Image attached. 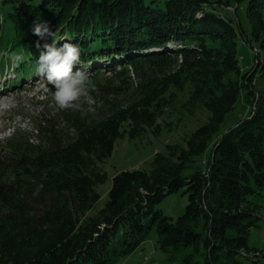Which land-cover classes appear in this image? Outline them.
<instances>
[{"label": "trees", "instance_id": "trees-1", "mask_svg": "<svg viewBox=\"0 0 264 264\" xmlns=\"http://www.w3.org/2000/svg\"><path fill=\"white\" fill-rule=\"evenodd\" d=\"M244 1L246 24L222 11L232 8L229 0L21 2L11 16L15 36L25 34L11 50L36 45L33 26L47 22L55 39L64 38L56 47H80L74 71H94V105L42 110L31 133L15 130L0 140V264H118L153 230L170 260L190 248L185 264L260 263L264 254L249 241L263 217L255 199L264 195V98L255 82L258 63L264 67V0L239 6ZM241 41L253 50V70L242 68ZM39 55L10 68L16 78L7 89L42 80ZM186 89L192 108L210 111L208 122L185 146L157 152L151 168L115 175L95 212L116 142L160 134L166 109ZM244 91L256 111L216 141L201 167L197 159ZM183 187L188 205L175 219L157 205Z\"/></svg>", "mask_w": 264, "mask_h": 264}, {"label": "rangeland", "instance_id": "rangeland-1", "mask_svg": "<svg viewBox=\"0 0 264 264\" xmlns=\"http://www.w3.org/2000/svg\"><path fill=\"white\" fill-rule=\"evenodd\" d=\"M23 1L25 0H0V36L3 37V45L0 48V102L5 105L4 107H0V140L10 137L15 130H26L31 133L33 119L42 110L58 108L49 90L51 86L47 84L44 78L37 81L31 80L27 84H22V86L17 87V92H15V89H7L6 86L16 78V71L10 70L14 65L9 58L10 54L13 52L22 54L25 59L26 57L35 55L37 50L36 45L29 43H25L20 48L11 50L13 42L19 38H23L25 34V31L19 29V36H15L16 26L11 16ZM209 1L217 2L219 0ZM229 2L232 8L227 7L228 11L225 9H222V11L230 13L237 21L240 20L243 24H246L247 1L240 2V6L238 0H229ZM235 10H237V14ZM62 38L55 40L61 41L64 39ZM43 43L52 44V40L48 39L47 41H43ZM57 44L58 42L55 46ZM239 50L240 55L243 57L241 60L242 68L246 71L253 70L257 65L253 50L243 41L239 43ZM5 53L9 55H5ZM261 58L264 63V49H262ZM84 71L89 74L94 72H89V70ZM110 75L109 71L104 72V77ZM38 78L41 77L39 76ZM255 88L258 91V96L261 95L264 98V67L260 63L256 67ZM189 100V89L176 93L173 103L168 106L165 116L160 120L162 125L160 134L149 131L137 139L133 140L129 137H124L116 142L114 152L105 164V170L108 173L109 180L106 184L99 187L102 198L96 205L95 212L105 207L109 199V192L115 175L125 170H132L139 167L151 168L152 160L157 152H165L169 145L180 144L185 146L186 140L191 134L208 122L211 117L210 111L202 104H198L196 108H192ZM80 103L87 104L88 106L94 105L91 91L88 96L80 100ZM255 111L256 105L248 103L244 91L240 95L234 111L228 114L220 131L210 143L206 153L197 159L198 165L205 168L204 161L209 160L213 154L216 141L237 124L253 116V112ZM186 188L183 187L179 191L164 196L157 207L175 219L179 218L184 214L188 205L189 195L185 193ZM255 201L263 206V217L259 221V227L252 231L249 244L250 247L256 248L260 250L261 254H264V195L256 198ZM191 252L192 249L185 248L176 255L174 260H170L169 256L160 249L158 234L156 230H153L150 238L139 250L127 258H122L118 264H185L184 258ZM247 264L255 263L247 262ZM259 264H264V256L260 258Z\"/></svg>", "mask_w": 264, "mask_h": 264}, {"label": "clouds", "instance_id": "clouds-1", "mask_svg": "<svg viewBox=\"0 0 264 264\" xmlns=\"http://www.w3.org/2000/svg\"><path fill=\"white\" fill-rule=\"evenodd\" d=\"M33 34L38 37L36 48L40 50L37 63V73L44 78L52 93V98L60 109L81 110L79 101L88 96L90 91H95L90 74L80 67V47L71 42H65L61 47H56V31H52L47 22H38L33 26ZM52 40V44L40 41ZM5 55H9L5 53ZM9 58L14 65L23 61L22 54L11 53ZM5 105L0 102V107Z\"/></svg>", "mask_w": 264, "mask_h": 264}]
</instances>
